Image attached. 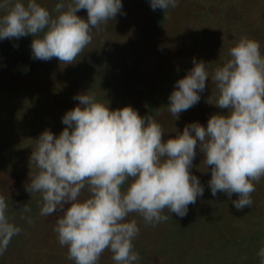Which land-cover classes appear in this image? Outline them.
<instances>
[{"label":"clouds","instance_id":"clouds-1","mask_svg":"<svg viewBox=\"0 0 264 264\" xmlns=\"http://www.w3.org/2000/svg\"><path fill=\"white\" fill-rule=\"evenodd\" d=\"M153 11L178 7L179 0H149ZM121 0H59L53 12L28 0H0V40L33 36L32 58H57L74 64L100 30L122 13ZM86 9L87 20L77 15ZM42 34V35H41ZM255 40L242 37L229 50L230 58L211 76L218 92L214 104L228 109L215 114L207 127L193 122L166 142L164 130L151 114L139 115L131 106L111 110L95 94H78L79 105L62 117L66 126L59 136L50 130L36 139L30 163L39 170L25 190L40 193L41 216L62 210L54 231L67 259L74 264H99L105 251L114 264H138L133 241L140 229L136 213L146 225L169 219L165 209L183 218L188 206L203 196L204 187L191 173L199 143L213 196L226 193L237 210L253 205L252 193L264 178V55ZM176 82L168 111L179 117L197 104L209 73L203 61ZM209 102V100H208ZM210 103V102H209ZM211 104V103H210ZM81 105L83 107H81ZM194 133V135L192 134ZM87 188L89 196L81 200ZM70 204L65 210V205ZM6 198L0 195V256L22 229L10 222ZM23 212H30L25 204ZM24 219V217H21ZM27 222L32 223L31 218ZM264 264V247L257 252Z\"/></svg>","mask_w":264,"mask_h":264},{"label":"rangeland","instance_id":"rangeland-1","mask_svg":"<svg viewBox=\"0 0 264 264\" xmlns=\"http://www.w3.org/2000/svg\"><path fill=\"white\" fill-rule=\"evenodd\" d=\"M124 1L121 0L126 14L118 13L115 20L108 21L100 30L94 29L91 44L74 64L64 65L57 58L49 61L33 59L31 35L0 40V145L3 142L5 144L2 146L24 145V142L30 145L32 138L51 126L45 113L47 105L61 104L69 111L72 109L71 103L79 105V101L73 97L87 92L94 93L98 102L108 103L111 110L131 106L141 116L151 114L159 124L165 122L161 124L165 131L162 137L165 142L182 133L186 125L198 122L207 127L211 116L228 114V109L214 105L218 92L211 76L217 67L223 66L230 58L229 50L242 37L257 40L264 55V0H179L178 7L174 8L177 18L172 19L170 33H165L154 49L152 45H147L152 36L141 40L143 47L137 49L140 51L138 53L133 51L136 54L119 47L114 41L120 35L128 37L143 23L144 19H136L142 17V13L145 15L146 2ZM22 2L27 5L28 0ZM36 2L47 8L53 17L57 15L52 10L59 0ZM170 9L165 13L160 11L148 25L150 33L157 31L154 37H159L166 30L165 14ZM3 14L4 10H0V15ZM77 15L87 20L86 9L78 11ZM166 37L170 39L165 40ZM165 47L174 50L170 57L162 54ZM194 59L205 62L209 73L206 87L199 93L200 101L180 113L178 118L163 112L158 114L157 100L163 99L160 92L172 93L180 79L178 73L190 71L194 67ZM105 63H108V69L101 74L99 68ZM120 66H124V69L121 70ZM60 70H63L64 76L59 74ZM48 73H53L56 79L65 80L60 87L66 89V93L54 98L45 96L48 80L44 76ZM26 78L29 80L26 81ZM68 81L71 85H68ZM161 83L164 85L158 88ZM31 84L40 86L38 93L30 88ZM70 98L72 102H69ZM199 151L198 143L190 171L201 183L204 181L200 176L203 170L200 167L205 164L201 163L204 156H200ZM19 155L15 153V158ZM209 180L210 177L206 179ZM5 185L8 186L9 181L3 178L0 186L5 188ZM19 191L15 196L8 193L4 196L10 222L22 231L13 236L6 252L0 256V264H74V261L66 258L67 246H61L58 242L53 215H40L41 194L31 196L22 188ZM88 196L85 188L80 199ZM236 199V194L229 199L223 192L216 196L204 195L192 204L193 208L188 206L187 215L183 218L165 209L163 214L168 215L169 219L156 226L146 225L136 213L130 214L126 222L135 219L140 229L133 241L134 249L140 255L138 264H202L203 261L205 264H260L257 252L264 247V178L256 184V191L252 193L251 208L237 210L232 204V200ZM25 204L30 207V212L22 211ZM67 207L70 204L65 205V210ZM57 212L62 213V210ZM28 218H31V224L27 222ZM112 255L111 251H105L99 264H114Z\"/></svg>","mask_w":264,"mask_h":264},{"label":"trees","instance_id":"trees-1","mask_svg":"<svg viewBox=\"0 0 264 264\" xmlns=\"http://www.w3.org/2000/svg\"><path fill=\"white\" fill-rule=\"evenodd\" d=\"M124 2H126V0ZM145 2H146L145 5H144V7H145V15L142 13L141 14L142 17L136 19V20H139V21H142L144 19L143 23L140 24L137 28H135L128 37L127 36L125 37L124 35H120L114 41V43H116L119 47H121V48L124 47V49L127 48V49L131 50L132 54H136V53L140 52L137 49L143 47V46H141L140 43L142 42L141 40H146V37H147V39H149L150 36H152V39H150L149 42H147V45H152L153 49L155 48L156 45H159L162 36L165 33H170L169 30H171L170 27L173 24V20L172 19H176L177 18V16L175 15L176 14L175 13V9L171 8L170 11L167 14H165L166 15V21H165L164 28L166 30H163L164 32L162 31V33L159 35V37H154L157 34V31H152L150 33L148 25H150V23L153 20V18L157 14H159L160 11H164V10L156 9L155 11H153L151 9V7H150L149 0L148 1L145 0ZM121 14L122 15L126 14V7H124V4H123V8H122V13ZM121 17H123V16H121ZM169 19H171V20H169ZM145 30H146L147 33L145 32ZM154 33H156V34H154ZM143 34H144V37H142ZM139 37L141 39H139ZM169 39H170V37H166L165 40H169ZM125 46H128V47H125ZM166 46H168V43H167ZM133 51L134 52L137 51V52L134 53ZM173 51L174 50L170 51V49L168 47H165V51L162 54L163 55H167L168 57H170V54ZM108 60H109V58H108ZM105 64H104V66L102 68H99V71H98L99 73L105 74V71H107L108 66H109V65H107L108 63L106 65ZM120 68H121V70H123L124 66H122V67L120 66ZM129 68H131V67H129ZM168 68H169V66H168ZM62 71L63 70L59 71L60 75L63 74ZM188 72L189 71L185 70L182 73H178L177 76H179L180 79H182L188 74ZM127 73H128V71H127ZM42 74H44V72H42ZM28 75H32V74L29 73ZM33 75L36 76V74H33ZM143 75L147 76V74H143ZM54 76L55 75L53 73H52V75L50 73H48V75L44 76L48 80V82H46L47 83L46 84V86H47L46 91H48V90L49 91H48V93L46 91L44 92L45 96L48 97V98L49 97H51V98L58 97V95L60 96V95H62L64 93H66V91H67L66 89H63V88L60 87L61 85L64 84L65 80L63 78H57L56 79V77H54ZM63 76H64V74H63ZM161 76H162V74H161ZM52 79H54L55 81H52ZM147 79L148 78H146V80ZM27 80H29V78H26V81ZM33 80H34V78H33ZM162 84L164 85V83H161L158 86V88H161V86H163ZM68 85H71V83L69 81H68ZM30 88L33 89V90L36 89V90H34L36 93H38V91L40 90V86H38L37 84H31ZM171 90H173V89H167V91H171ZM160 94L163 96V99L162 100L161 99L157 100L158 104L156 105V109H157L156 112L158 114L163 112L166 115H171V113L168 111V107H167L168 104H169V99H168L169 97L168 96H170L171 93L169 94V93H166L165 91L162 90L160 92ZM69 102H72V98L69 99ZM75 102H77V101H75ZM58 103H60L59 100H58ZM77 104H78V102H77ZM71 106H72V109L74 107H76L73 103H71ZM46 107H47L46 108L47 110H45V113H47V115H48V123H50V125H51L49 130L55 136H59V134L66 127L62 123V117L67 112L66 108H64L61 104H57V106H51L49 104ZM81 107H82V105H81ZM30 122H33V121H30ZM30 122H29V124H30ZM161 124L164 125L165 122L162 121ZM38 137H39V135L37 137L32 138V141H31L30 145H27L24 142V145L20 144V145L13 146L12 144H9V146H2V144L3 143L5 144V142L1 143V145H0V180L5 178L6 180L9 181V185H8L9 188L6 185H5V188L4 187L2 188V186H0V194L3 193L2 194L3 196L7 195V193L12 195V196H15L14 194L20 192L19 189H21V188H22V190L25 189V185L30 183L31 177L38 173L39 170L36 169V166L34 164L30 163V156H31L32 151H34L35 148H36V139ZM17 152L20 155L17 158H15L16 157L15 153H17ZM198 153L201 154L200 156H204V154L202 152L199 151ZM193 161H194V159H193ZM201 163H204V162L202 161ZM200 169H203L202 172H201L202 175L200 174V176H202L201 179H203V181H204V182H201L202 186L204 187L203 196L204 195L211 196L212 193H211V190H210V188L208 186V182L209 181H206V179H208L209 177L211 179V167L209 166L208 168H206V166L202 164ZM197 171H198V169H197ZM201 197L202 196H199V197H197V199H200ZM201 201H202V199H201ZM41 204H42V199L40 201V207H41ZM190 207L193 208L192 204H190ZM194 210H196V208H194ZM61 215H62V213H60V212H56V213L53 214V218H54L53 222L55 224H56L57 219ZM48 264H51V263H48ZM202 264H205V262L203 261Z\"/></svg>","mask_w":264,"mask_h":264}]
</instances>
